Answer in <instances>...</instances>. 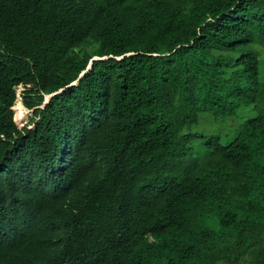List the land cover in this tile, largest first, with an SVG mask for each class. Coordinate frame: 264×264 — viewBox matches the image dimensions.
I'll use <instances>...</instances> for the list:
<instances>
[{
    "label": "trees",
    "instance_id": "obj_1",
    "mask_svg": "<svg viewBox=\"0 0 264 264\" xmlns=\"http://www.w3.org/2000/svg\"><path fill=\"white\" fill-rule=\"evenodd\" d=\"M260 53L264 0H0V264H264Z\"/></svg>",
    "mask_w": 264,
    "mask_h": 264
},
{
    "label": "rangeland",
    "instance_id": "obj_2",
    "mask_svg": "<svg viewBox=\"0 0 264 264\" xmlns=\"http://www.w3.org/2000/svg\"><path fill=\"white\" fill-rule=\"evenodd\" d=\"M260 62V69L261 72H264V54L260 53L259 57ZM21 89L17 90V103L14 105L13 111L18 116L16 117V120L20 123L18 124L19 128H23L26 125H29V118L32 117L31 111L27 110L23 104H22V96H21ZM47 102V98H45V103ZM255 116L254 112L248 111L245 113L244 111L240 110L236 113L234 116L235 118L234 123L230 126V128L227 129V126L220 122L215 121L211 115H202L199 117L197 125L193 128L194 133L199 134H214V135H221L222 132H225V136L222 138V144H226V142L230 139L226 137V134L231 131V135H228L230 137L235 136V134L239 132L241 124L249 117ZM29 128H33L32 124L29 125ZM238 131V132H237ZM236 134V135H237ZM232 139V138H231Z\"/></svg>",
    "mask_w": 264,
    "mask_h": 264
},
{
    "label": "clouds",
    "instance_id": "obj_3",
    "mask_svg": "<svg viewBox=\"0 0 264 264\" xmlns=\"http://www.w3.org/2000/svg\"><path fill=\"white\" fill-rule=\"evenodd\" d=\"M18 89H21V88H17V90ZM22 90V89H21ZM51 96L52 95H50V96H46V98H47V102L49 101V99L51 98ZM16 97H17V91H16ZM17 99H18V97H17ZM46 102V103H47ZM17 103V100H16V102H15V104ZM14 104V105H15ZM14 105H13V107L11 108L12 109V111H13V108H14ZM24 106V105H23ZM25 107V106H24ZM26 108V107H25ZM27 109V108H26ZM28 110V109H27ZM29 111H31V113L33 114V110H29ZM14 112V111H13ZM15 114V113H14ZM16 115V114H15ZM17 118H18V116H17ZM28 128H29V126H28ZM29 129H31V128H29ZM33 129V128H32ZM46 182H47V184H48V186H49V188H47L46 189V192H45V195H48V196H52L53 198H57V197H59L62 193H63V185L61 184V182L60 181H57V180H54V179H51V178H48L47 180H46ZM55 223V221L53 220V221H42L41 222V226L42 225H45V226H51V225H53Z\"/></svg>",
    "mask_w": 264,
    "mask_h": 264
}]
</instances>
